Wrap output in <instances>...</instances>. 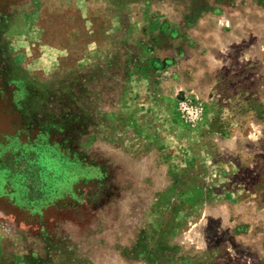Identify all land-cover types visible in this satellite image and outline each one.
<instances>
[{
  "label": "rangeland",
  "instance_id": "374dc122",
  "mask_svg": "<svg viewBox=\"0 0 264 264\" xmlns=\"http://www.w3.org/2000/svg\"><path fill=\"white\" fill-rule=\"evenodd\" d=\"M0 264H264V0H0Z\"/></svg>",
  "mask_w": 264,
  "mask_h": 264
}]
</instances>
